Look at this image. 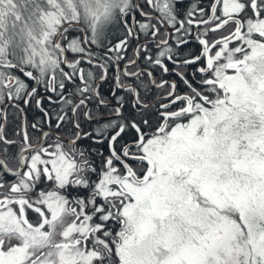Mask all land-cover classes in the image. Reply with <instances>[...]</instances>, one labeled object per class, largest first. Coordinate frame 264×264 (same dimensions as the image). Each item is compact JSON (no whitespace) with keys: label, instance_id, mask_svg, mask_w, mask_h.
<instances>
[{"label":"snow or ice","instance_id":"6c2138e0","mask_svg":"<svg viewBox=\"0 0 264 264\" xmlns=\"http://www.w3.org/2000/svg\"><path fill=\"white\" fill-rule=\"evenodd\" d=\"M178 4L0 0V264H264V0Z\"/></svg>","mask_w":264,"mask_h":264},{"label":"flooded vegetation","instance_id":"af4514ba","mask_svg":"<svg viewBox=\"0 0 264 264\" xmlns=\"http://www.w3.org/2000/svg\"><path fill=\"white\" fill-rule=\"evenodd\" d=\"M137 2L138 3H142L143 0H137ZM193 2H196V0H179L178 10H181V11L187 10ZM205 2H206V0H205ZM114 36H121L122 37V33L120 32L119 29H117L115 31ZM113 42H115V39H113ZM134 47H135V41H132V44H131V46L128 49V56L130 58L133 55V48ZM195 48H196L195 44H189L187 48L181 49V52L182 53H187L190 50L191 51H195ZM124 63H127V61H125ZM144 63H145L144 60L140 59L138 61V66H143ZM169 67H171V65H169ZM133 70H135V69H133ZM113 75H114V73L110 71L109 74H108L109 78L107 79V81H104V82L100 83L99 91H100L101 96L109 97L111 95V89L114 87V80L112 78ZM154 75H155V77L157 79H159L162 76V73L160 72L159 69H155L154 70ZM163 78L164 79H172L173 77L166 75V76H163ZM97 80H99V74H97ZM32 84L34 86L38 87L39 92L41 94L40 96L37 97V99L43 97V95H44L43 87L39 86V85H35L34 81L32 82ZM116 94L117 95H123V93H121V92H118ZM155 94H156L155 90L153 89L152 95H155ZM149 99H151V96H149ZM54 100H55V97H54ZM20 107L24 109V114L23 115L19 114L14 107L6 106L5 110H6V113H7V118H6V120H0V123H3L5 125V128H4L5 134L7 135V137L9 139H16L17 138L16 137V132H17V130H18L20 124H21V121H23L25 119V117H26L27 123L29 125L30 134L35 136V133H33L31 128H30V125L37 118H39V116H40L39 109H37L35 107V100L32 101V104L30 106L29 105H24L23 103H21ZM44 107L46 109H51L53 111V115H55V112L58 110L57 104H50L46 97H44ZM89 107L90 108H95V104L92 103V104L89 105ZM99 114H102L104 116H108V115H110V109H104L102 111V113H99ZM123 115L125 117H128L129 119L133 115H135V113L131 110L130 102L126 103L124 111H123ZM82 127L84 128L85 131H92L94 128L98 127V125L93 123V122H89V121L85 120V121L82 122ZM69 131H70V129H69ZM65 135H67V133H65ZM130 135H131V133L126 134L124 136L123 140L121 141V143L125 142L129 138ZM81 146L86 148V149H89V150H93L94 149L96 151H102L104 153V155H107V145L106 144H104V145L94 144L90 140L85 139V140H83L81 142ZM94 158L96 159L97 165H99V163H100L99 158H96V157H94Z\"/></svg>","mask_w":264,"mask_h":264}]
</instances>
